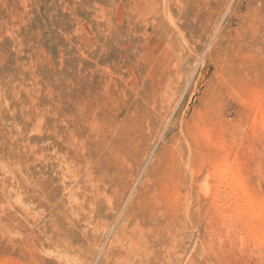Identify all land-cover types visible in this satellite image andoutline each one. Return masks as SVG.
<instances>
[{
	"label": "rangeland",
	"instance_id": "rangeland-1",
	"mask_svg": "<svg viewBox=\"0 0 264 264\" xmlns=\"http://www.w3.org/2000/svg\"><path fill=\"white\" fill-rule=\"evenodd\" d=\"M171 55L176 78L143 105ZM260 111L264 0H0V264H119L112 234L144 178L163 238L145 264H264ZM68 166L90 196L111 178L88 228L89 194L55 176Z\"/></svg>",
	"mask_w": 264,
	"mask_h": 264
},
{
	"label": "bare ground",
	"instance_id": "bare-ground-1",
	"mask_svg": "<svg viewBox=\"0 0 264 264\" xmlns=\"http://www.w3.org/2000/svg\"><path fill=\"white\" fill-rule=\"evenodd\" d=\"M94 39V38H93ZM223 39V38H222ZM92 44V43H91ZM183 52V51H182ZM156 55V53H155ZM179 55V54H178ZM177 55V56H178ZM180 56V55H179ZM176 57V56H175ZM184 65V64H183ZM230 66V65H229ZM153 67V70L151 72V75H150V82L153 83V85L149 86L147 88V93L148 96L146 97L145 100H142V104L145 105V106H148V107H153L155 106L156 102L158 99L162 98L163 95L167 92V89L169 88L170 84L172 83L171 80H172V77L176 75V71L178 69L177 68V64H176V60L174 58L173 55H171L169 61L167 62V64L164 66V68H162L160 71L156 70ZM151 67V68H152ZM176 78V77H175ZM180 78V77H178ZM142 85V84H141ZM175 86V84H174ZM177 88V87H175ZM169 91V90H168ZM146 93V94H147ZM145 95V94H144ZM168 103V102H167ZM172 104V103H171ZM162 108V107H161ZM155 109V108H154ZM259 113V112H258ZM262 113H264L262 111ZM261 111H260V114L262 116V118H260L259 121H261V123L264 121V117L262 114ZM258 116V115H257ZM142 117V116H141ZM144 117V116H143ZM259 118V117H258ZM73 119V118H72ZM63 120V119H62ZM256 121V120H255ZM258 121V123H259ZM61 122V121H60ZM260 126V123L258 124ZM264 125V123H263ZM263 125L261 127H263ZM68 129V128H67ZM69 132V131H68ZM72 132V131H71ZM70 139V138H69ZM74 139V138H73ZM71 140V139H70ZM76 140V138H75ZM78 141V139H77ZM86 141L88 142L87 138H86ZM76 142V141H75ZM81 142V141H80ZM78 144V143H77ZM47 145V144H46ZM45 145V146H46ZM68 146V145H67ZM77 146V145H76ZM79 147V146H78ZM82 147V146H81ZM79 147V149H83ZM77 148V147H75ZM73 149V148H72ZM56 150V149H55ZM76 152V150H74ZM73 151V152H74ZM79 151V150H78ZM83 151V150H82ZM78 152H76L75 154H77ZM86 154V152H85ZM83 155V154H82ZM60 157V156H59ZM67 157V156H66ZM82 157V156H81ZM45 158V157H44ZM80 158V157H79ZM63 159V158H62ZM82 160V159H81ZM115 160V159H114ZM62 161V160H61ZM54 162V161H53ZM71 163V162H70ZM96 163V162H94ZM187 163V162H186ZM57 164V163H55ZM69 164L68 160L65 159V166ZM87 164V163H86ZM79 165V164H78ZM94 165V164H93ZM114 165V164H113ZM190 165V164H189ZM70 166V164H69ZM64 169L61 167L60 170L58 171H55V176L57 175L58 177V181L62 180V183L64 184V180H67L68 178L71 180L72 178L75 180L74 181V185L73 187L75 186L76 188L79 186V188L83 187V193H86V194H89L88 197L86 196L87 199H83L82 201H80V199L76 200L75 202H77V205H78V208L80 209L78 212H79V215H78V219L77 221L82 219L84 222H85V228H88L89 227V221L93 218V216L97 215V209L102 206L101 204L105 203V199L107 198L106 197V194L107 193V189L109 188L110 184H111V178H109V176L103 174V172H100V176L102 175L103 176V180L100 179V181L96 183H94L93 185V189H92V193H91V196H90V193H87L86 191V188L88 187V183L86 184H82L80 185L79 184V179L82 177H80L79 179H77L80 175L76 172V170H74L72 167H69ZM82 166V165H81ZM92 166V164H91ZM95 166V165H94ZM97 166V165H96ZM188 166V165H187ZM56 168V166L53 167V169ZM79 168V167H78ZM96 168V167H94ZM231 169V167L229 168ZM80 171V170H79ZM96 172V171H95ZM218 173V172H217ZM216 173V175H217ZM222 173H224L222 171ZM231 173V171H230ZM234 173V172H233ZM221 175V174H220ZM114 176V175H113ZM112 176V177H113ZM146 176V175H145ZM151 176V174H150ZM223 176V174H222ZM233 179H235L234 176H232ZM225 178V177H224ZM68 179V180H69ZM104 179H108V180H104ZM239 180V179H238ZM237 178H236V181H238ZM78 181V182H77ZM153 181V180H152ZM223 181V180H222ZM232 181V179H231ZM240 181V180H239ZM84 182H87V181H84ZM227 182V181H226ZM225 182V183H226ZM233 182V181H232ZM231 182V184H232ZM235 182V181H234ZM72 183V182H71ZM102 183V185H107V187H99V184ZM128 183V182H127ZM147 182V179L144 178L138 191H136V194L135 196L132 198V200L130 201V203L127 205V208L125 209L124 213H123V216L122 217V223L117 227L116 231L114 232L113 235V239H112V245L110 248V251H112L111 253H114L117 257V259L119 260V264H143L144 261H146L152 254H153V250L155 249V246H156V243H157V240H159L160 238V232L162 230V226L160 225V221H161V218L159 217V214L161 213V210H160V207H159V202H155L153 203L154 205H150L148 208L145 207V206H140L142 205L140 203V200H139V195H141V191L143 190V188L145 187ZM170 183V182H169ZM236 184L238 182H235ZM234 183V184H235ZM241 183V182H240ZM239 183V184H240ZM113 184V183H112ZM238 184V185H239ZM28 185V184H26ZM242 185V184H241ZM164 186V185H163ZM233 186V185H232ZM237 186V185H235ZM63 187V186H62ZM231 187V186H230ZM239 188V186H237ZM244 187V186H243ZM25 188V187H23ZM29 188V187H28ZM27 188V189H28ZM31 188V187H30ZM66 188V187H65ZM166 188V187H165ZM242 189V188H241ZM31 190V189H29ZM71 190V189H70ZM166 190V189H165ZM231 190V189H230ZM238 190V189H237ZM69 191V190H68ZM147 191V190H146ZM149 191V190H148ZM169 191V190H168ZM225 191V190H224ZM242 191V190H241ZM155 192V190H154ZM244 194V190L242 192ZM114 194V192H113ZM163 194V193H162ZM161 194V195H162ZM115 195V194H114ZM147 195V194H146ZM145 195V196H146ZM158 195V194H156ZM164 195V194H163ZM167 195V194H166ZM169 195V194H168ZM122 196V195H121ZM152 197L154 195H151ZM159 196V195H158ZM165 196V195H164ZM242 196V194H241ZM74 197V196H73ZM151 197V198H152ZM163 197V196H162ZM233 197V196H232ZM236 196H234L235 198ZM145 198V197H144ZM143 198V199H144ZM168 198V197H167ZM194 198V197H193ZM246 198L249 199L248 196H246ZM245 198V200H246ZM73 199V198H72ZM198 199V198H197ZM243 200V201H245ZM70 201V200H69ZM72 201V200H71ZM70 201V202H71ZM74 201V199H73ZM80 201V202H79ZM107 201V200H106ZM144 201V200H143ZM143 201H141L143 203ZM147 201H149L147 199ZM151 201V200H150ZM149 201V202H150ZM155 201V200H154ZM240 201V200H239ZM238 201V203H239ZM242 201V200H241ZM186 202H189L187 201L186 199ZM249 202V201H248ZM72 203V202H71ZM107 203V202H106ZM127 203V201H126ZM197 203V202H196ZM251 202H249V205H248V208L250 210V204ZM171 204V203H170ZM185 204V203H184ZM233 204V203H232ZM236 204V203H234ZM248 204V203H247ZM246 204V205H247ZM105 205V204H104ZM118 205V204H117ZM116 205V206H117ZM148 205V204H147ZM188 205V204H187ZM191 205V204H190ZM238 205V204H236ZM235 205V206H236ZM244 205V203H243ZM241 204V206H243ZM172 206V205H171ZM183 206V205H182ZM181 206V207H182ZM197 206V205H196ZM234 206V205H233ZM240 206V205H239ZM250 206V207H249ZM184 207V206H183ZM238 207V206H237ZM123 208V207H122ZM164 208V206H163ZM236 208V207H235ZM240 208V207H239ZM247 208V209H248ZM252 208V207H251ZM111 209V208H110ZM167 209V208H166ZM244 209V208H243ZM165 210V209H164ZM184 210V209H183ZM238 209H236L237 211ZM122 211V210H121ZM171 211V209L169 210ZM254 211V209H253ZM252 213V211H250ZM69 213V212H68ZM110 213V212H108ZM118 213V212H117ZM122 213V212H121ZM120 213V214H121ZM235 213V212H234ZM237 213V212H236ZM243 213V211L241 212ZM238 212V214L240 215V217H244V214L242 216V214ZM245 213V212H244ZM255 213V212H254ZM258 212L255 213V215L257 214ZM250 214V213H249ZM247 215L246 217L250 216V215ZM258 215V214H257ZM161 216V215H160ZM234 216H236L234 214ZM120 217V218H121ZM162 217V216H161ZM237 217V216H236ZM256 217V216H255ZM258 219L263 217H261L260 213L259 215L257 216ZM256 217V219H257ZM234 218V217H233ZM247 219V218H246ZM121 220V219H120ZM234 220V219H233ZM260 220V219H259ZM164 221V219H163ZM198 221V220H197ZM236 221V220H235ZM257 221V220H256ZM75 222V221H74ZM83 223V222H82ZM81 223V224H82ZM106 223V222H104ZM198 223V222H197ZM91 224H93V220L90 222V226ZM73 225V224H72ZM77 225V224H76ZM102 225H103V222H102ZM111 225V224H110ZM80 226V225H78ZM83 227V226H82ZM96 227V226H95ZM100 227V226H99ZM97 227V228H99ZM84 228V227H83ZM110 226H106L103 225L102 226V229L106 232H108ZM113 228V227H112ZM165 228V227H164ZM163 228V229H164ZM81 229V228H80ZM92 229V228H90ZM170 230V228H168ZM86 230V231H85ZM84 231L87 233V229H85ZM101 232V230H99ZM111 231V230H110ZM168 231V230H166ZM99 232V233H100ZM112 232V231H111ZM92 233V232H91ZM165 233V232H164ZM163 236V235H162ZM161 236V237H162ZM163 238H160V240H162ZM62 241V240H61ZM101 241V240H100ZM99 241V242H100ZM67 242V241H66ZM61 243V242H60ZM69 244V243H68ZM64 245V244H63ZM99 245V243H98ZM160 246V245H159ZM67 248V247H66ZM69 248V247H68ZM167 248V247H166ZM64 249V248H63ZM70 249V248H69ZM72 250V249H71ZM70 250V251H71ZM160 250V248L158 249ZM76 251V250H75ZM74 251V252H75ZM109 251V250H108ZM155 251V250H154ZM157 251V250H156ZM72 252V251H71ZM61 253V251H60ZM80 253V252H79ZM110 253V255H111ZM155 253V252H154ZM56 255V254H54ZM64 256H62L64 258V260L60 257H58V260L57 261H60L62 262V264H72L75 260V255L72 254V253H69L68 251L66 253L63 254ZM81 255V254H80ZM79 255V256H80ZM109 255V256H110ZM112 256V255H111ZM77 259H78V255H76ZM81 257V256H80ZM105 258V257H104ZM111 258V257H110ZM114 258V257H113ZM152 258V257H151ZM150 258V259H151ZM109 259V258H107ZM148 259V260H150ZM114 260V259H113ZM112 260V261H113ZM154 260V259H153ZM110 261V260H109ZM59 262V264H60ZM76 262V260H75ZM114 262V261H113ZM151 262V261H150ZM145 264V263H144ZM148 264V263H147Z\"/></svg>",
	"mask_w": 264,
	"mask_h": 264
}]
</instances>
